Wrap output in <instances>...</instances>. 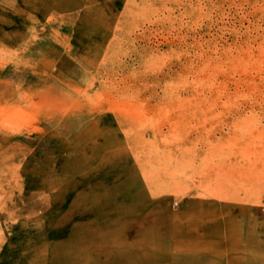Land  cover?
Segmentation results:
<instances>
[{
	"label": "rangeland",
	"instance_id": "obj_1",
	"mask_svg": "<svg viewBox=\"0 0 264 264\" xmlns=\"http://www.w3.org/2000/svg\"><path fill=\"white\" fill-rule=\"evenodd\" d=\"M251 249L261 263L264 0H0V264Z\"/></svg>",
	"mask_w": 264,
	"mask_h": 264
},
{
	"label": "crops",
	"instance_id": "obj_2",
	"mask_svg": "<svg viewBox=\"0 0 264 264\" xmlns=\"http://www.w3.org/2000/svg\"><path fill=\"white\" fill-rule=\"evenodd\" d=\"M258 249V248H257ZM252 250V249H251ZM255 252L257 251L256 249H253ZM253 250L251 251V256H250V258L248 259V260H246V262H250L251 264H261L262 262V264H264V259L262 258L261 260H262V262L261 263H258L259 261H260V259L257 257V256H255V254H254V252H253ZM257 255V254H256ZM229 260H231L230 258H229ZM242 261H243V259H241ZM242 264H246L245 262H243ZM249 264V263H248Z\"/></svg>",
	"mask_w": 264,
	"mask_h": 264
}]
</instances>
